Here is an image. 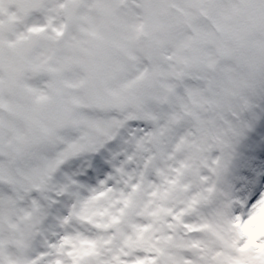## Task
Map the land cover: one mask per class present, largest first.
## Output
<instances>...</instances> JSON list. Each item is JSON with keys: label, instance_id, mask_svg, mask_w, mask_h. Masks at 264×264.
<instances>
[{"label": "snow or ice", "instance_id": "obj_1", "mask_svg": "<svg viewBox=\"0 0 264 264\" xmlns=\"http://www.w3.org/2000/svg\"><path fill=\"white\" fill-rule=\"evenodd\" d=\"M0 264H264V0H0Z\"/></svg>", "mask_w": 264, "mask_h": 264}]
</instances>
